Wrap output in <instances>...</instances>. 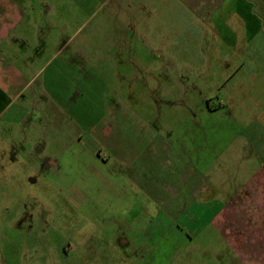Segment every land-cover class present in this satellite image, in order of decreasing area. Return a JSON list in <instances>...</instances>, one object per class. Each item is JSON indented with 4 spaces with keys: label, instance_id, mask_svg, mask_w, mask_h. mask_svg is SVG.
<instances>
[{
    "label": "rangeland",
    "instance_id": "obj_1",
    "mask_svg": "<svg viewBox=\"0 0 264 264\" xmlns=\"http://www.w3.org/2000/svg\"><path fill=\"white\" fill-rule=\"evenodd\" d=\"M245 1L237 6L247 7L249 15L245 11L242 20L231 17L232 25L225 23L233 27V33L223 31V25L219 29L218 20L219 30L213 29L208 15L196 24L188 19L172 21L179 31L172 30L171 39L180 33L187 56L175 62L160 87L149 79L146 62L126 59L130 33L118 51L115 31L102 30L116 18L115 13L103 15L105 5L95 9L87 22L92 26L103 22L90 31L97 59L88 67L83 68L82 51L77 47L87 24H81L73 36L66 31L71 39L61 40L63 61L36 63L42 65L36 79L42 76L51 81L35 95L39 107L61 100L57 88H66L73 77L72 85L80 92L68 95L75 103L67 113L74 130L79 127L84 145L89 143L94 151L90 159L76 158L75 171L68 176L73 183L65 187L64 181V188L44 185L40 178L30 182L26 171L33 160L19 158L5 164L4 169L10 167V180L6 183L0 174V264H214L211 254L218 239L212 224L203 220L204 213L212 199L226 203L231 194L214 190L219 180L210 138L218 134L224 139L230 134L231 129L220 126V121L248 115L227 107L215 77L264 70V0ZM112 2L106 0L107 9ZM128 6L126 0L121 8ZM227 37L235 44L230 52L225 46ZM196 50L201 59L194 61L190 58ZM82 82L87 83V91L81 94ZM27 96L23 104L27 117L33 119V100ZM61 126L55 135L65 134ZM28 136L27 141L10 144L7 151L49 152L55 144H33L32 135ZM180 136L190 141L179 144ZM182 145L188 149L183 151ZM108 175L121 185H106ZM190 182L201 183L204 190L189 198L183 187ZM218 249L223 264H238V258L223 246Z\"/></svg>",
    "mask_w": 264,
    "mask_h": 264
},
{
    "label": "crops",
    "instance_id": "obj_2",
    "mask_svg": "<svg viewBox=\"0 0 264 264\" xmlns=\"http://www.w3.org/2000/svg\"><path fill=\"white\" fill-rule=\"evenodd\" d=\"M112 1V6L107 9L106 0H0V147L5 148L0 150V160L3 162L0 174L4 176L6 183L9 184L10 167L8 170L4 169L5 164L24 158L33 160L26 171V177L31 178L30 182H36L40 178L44 185L64 188L65 181V187H69L73 181L69 182L68 176L75 171L76 158H92L93 148H90L89 143L84 145L85 140L81 137L79 127L74 130L75 124L70 119L72 116L67 113L70 105L75 103L74 97L69 98L68 95L72 91L76 94L80 92L79 87L72 85L73 77L69 78L70 83L66 88L63 85L57 88L62 94L61 100L49 101L51 105L43 106L39 103V107L35 95L44 89L45 83L51 82L44 81L42 76L36 79L39 67H42L41 64L36 66V63H49L55 58L63 61L64 58L59 56L61 40H70L74 31L81 29V24H87L82 37L77 41V47L82 51L79 56L82 57L83 68L97 59V55L92 53L90 31L103 25V22L98 26L96 23L93 26L90 22L87 23L95 9L105 5L103 15L108 12L116 14L115 20L108 21L102 30L115 31L113 41L116 50L119 46L118 51L122 50L121 45L128 41L125 38L130 33L131 47L127 45L126 59L146 62L149 79H155L159 87L164 84L166 75L170 73L171 67L174 68L175 62H181L187 56V45L180 40V33L175 39H171L172 30L179 31L176 25L172 26V21L179 23L180 19H188L192 21L190 24H196L208 15L213 29L218 31L223 25V31L233 33V27H228L225 23L232 25L231 17L237 21L242 20L241 15L245 11L249 15L247 7L237 6L239 3L245 4V0H129L130 6L127 9L121 8L126 0ZM217 20L219 29L215 24ZM66 31H71V35ZM227 38L225 46L230 52L235 45L232 42L234 39ZM109 41L112 42V39ZM72 44L75 45V40ZM197 52L199 51L196 50L195 56L190 59L200 60L201 54ZM231 54L225 53L226 56ZM103 57L107 58L106 55ZM118 58L123 60L119 55ZM84 75L85 71L82 78ZM222 76L221 79L220 76L215 77V84L219 93L226 96L227 107L246 111L248 115L228 119L226 123L220 121V126L226 125L228 130L231 129L230 134L224 139L218 134H213L210 138L211 152L214 153L217 166L215 174L219 180L214 183V190L230 191L231 198L226 203H216L212 199L210 206H206L203 220L212 224L218 239L215 243L218 247L212 248L214 252L211 254L214 264H223L218 258L220 246L231 256L238 258V264H264V70L257 74L228 72L226 76ZM83 90L87 91L85 82H82L81 94ZM26 94L33 100L30 107L35 112L33 119L31 116L27 117L25 103L23 104ZM61 101L64 104L58 103ZM61 125H64L65 134L57 136L55 134ZM70 127L72 129L69 131ZM27 134L32 135L33 144L39 141H54L55 144L49 152L28 150L17 154L7 151V147L11 148L10 144L14 142L27 141ZM187 141L190 139L185 136L178 139L179 144H187ZM180 148L183 151L188 149L185 145ZM120 183L109 175L105 182L114 188ZM230 185L233 186L229 187ZM203 190V185L198 182H190L183 187L189 198L195 192ZM238 192L241 194L236 196ZM116 239L123 242L121 238ZM116 239L113 243H116ZM53 253L57 254L58 250Z\"/></svg>",
    "mask_w": 264,
    "mask_h": 264
}]
</instances>
